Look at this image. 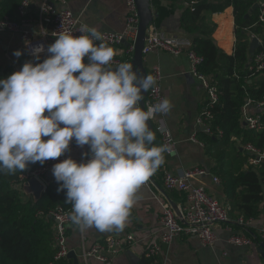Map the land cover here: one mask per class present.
Instances as JSON below:
<instances>
[{"label": "clouds", "instance_id": "9594fccd", "mask_svg": "<svg viewBox=\"0 0 264 264\" xmlns=\"http://www.w3.org/2000/svg\"><path fill=\"white\" fill-rule=\"evenodd\" d=\"M79 32H54L46 59L43 44L32 46L34 59L0 79V174L57 160L73 141L88 146V159L69 156L53 165L58 191L66 190L70 220L81 232H121L141 187L165 163V153L175 155L169 144L154 145L149 124L173 105L164 98L141 107L157 79L128 62L113 68L117 52L98 27L83 24ZM157 131L166 134V126Z\"/></svg>", "mask_w": 264, "mask_h": 264}, {"label": "trees", "instance_id": "16d2710c", "mask_svg": "<svg viewBox=\"0 0 264 264\" xmlns=\"http://www.w3.org/2000/svg\"><path fill=\"white\" fill-rule=\"evenodd\" d=\"M20 1L0 0V19L5 16L17 19ZM167 1L175 4L181 0ZM182 1L188 5L181 12L177 34L191 38L195 50L205 58L200 67L201 72L220 91V100L214 107V134L199 131L197 136L209 155L217 161L213 172L220 177L223 191L239 204L237 209L230 210L233 216L254 219L263 210L264 161L259 164L248 163L241 147L252 143L264 148V130L250 129L244 124L242 107L250 99V108L254 110L264 96V78L256 79L260 73L250 68L253 55L249 51L252 35L262 39V44L255 52L264 50V22H258L259 8L248 15L253 5L260 0ZM152 4L156 16L153 23L162 29L159 22L166 7L162 0H152ZM228 7H232L235 22L233 54L223 51L213 36L217 28L213 15ZM121 46L126 47L124 43ZM129 57L123 58L130 62ZM33 59L23 57L22 65ZM10 74L6 71L3 78ZM218 129L222 130V136L218 135ZM158 137L154 145H162ZM34 166L29 165L24 172L0 174V264H52L56 248L54 221L49 211L70 203L65 201L66 190L58 191L59 184L56 181L47 185L36 203L23 192L22 176ZM257 237L256 242L260 243L263 240L261 234H257ZM69 262L66 259L63 264ZM138 264H152V260L145 253Z\"/></svg>", "mask_w": 264, "mask_h": 264}, {"label": "crops", "instance_id": "0c3cea01", "mask_svg": "<svg viewBox=\"0 0 264 264\" xmlns=\"http://www.w3.org/2000/svg\"><path fill=\"white\" fill-rule=\"evenodd\" d=\"M41 2L42 0H32V17L37 16ZM162 3L166 7V11L159 22V26L168 34H177L181 12L184 6L187 5L182 0L175 4L167 0H163ZM67 6L76 16H79L84 24L96 26L101 32H122L125 28V19L128 12L125 0H69ZM213 20L217 23L213 36L218 46L226 53L233 54L236 37L232 7L213 15ZM33 26L38 27L36 24ZM45 29L51 32L52 26L46 24ZM56 38L49 36V45L54 43ZM259 39L262 44V39L260 37ZM111 47L121 57L133 56V54L128 53V46L117 45ZM17 49L23 50V54L19 58L13 55ZM48 55L47 52L41 53V61L46 59ZM23 57L34 58L26 53L20 34L0 30V78L4 77L6 71L9 74L22 67ZM131 57H129L130 60ZM144 60L148 72L156 63L161 66L163 74L162 88L166 98L173 105L172 110L166 115L165 119L177 141V153L168 156L160 169L150 177L153 183L151 190L145 186L141 187L138 192L139 199L132 208L128 225L123 231L101 233L95 229H88L81 232L77 226L69 228V244L78 253L82 236L85 238L87 246H90L107 235L126 236L127 234H133L135 240L128 249L132 250L141 259L146 253L147 246L153 240L158 239L161 232L162 205L154 195L164 198L172 204H180L184 200V195L181 192L168 191L164 187L162 176L166 170H172L176 173L180 168H206L208 173L199 176L195 182L203 183L208 191L213 193L229 211L239 207L237 201L223 191L220 177L213 172V169L217 166L216 159L209 155L204 144L192 139L198 131L195 121L206 101V90L202 82L191 73L190 60L187 54L174 55L165 50H154L145 55ZM259 78H264V72L256 75V79ZM251 110L255 112L262 109L255 106L254 110L252 108ZM158 139L160 138L158 137ZM87 151H89L88 146L81 148L74 141L70 145L69 152L72 156L84 157L83 153ZM214 176H217L220 182H215ZM42 180L46 185L56 181L52 169L43 175ZM230 216L232 217L231 221L215 226L218 240L214 246H203L199 239L192 235H178L172 243L162 246V260L165 264H264V249L262 251L259 249L264 240L254 246H235L227 241L229 235L227 227L231 226L236 232L244 230L242 225L236 222L237 218L233 216L231 211ZM263 224L264 204L261 214L252 219V224L246 226L244 231L255 236L260 235ZM91 263L104 264L95 260H92ZM111 264H131L126 250L119 253Z\"/></svg>", "mask_w": 264, "mask_h": 264}, {"label": "built area", "instance_id": "2783aa9c", "mask_svg": "<svg viewBox=\"0 0 264 264\" xmlns=\"http://www.w3.org/2000/svg\"><path fill=\"white\" fill-rule=\"evenodd\" d=\"M125 1L128 6V12L125 19L124 30L122 32H102L104 35L103 42L109 46H117L121 45L124 40H127L130 42L128 53L133 54L134 42L138 32L139 13L135 0ZM68 2L69 0H42L37 16L32 17V0H21L18 6V18L11 19L5 16L0 19V30H7L20 34L23 44L25 45L26 53L29 56H33L31 53L32 46L40 44L45 46V52H47V47L49 46L48 37H56L53 35L54 32L62 30L69 31L74 35L81 34L79 29L84 23L79 16H76L72 10L68 8ZM185 4L188 5L187 2ZM258 8V22H264V1L259 3ZM35 24L38 26L37 28L33 26ZM46 24L52 26L51 32L45 29ZM154 50H165L174 55H179L181 53L187 54L190 60L191 73L202 82L206 90V101L195 121L198 128L197 133L202 131L208 134H214L215 130L212 126L215 119L214 107L220 100V91L200 70L205 60L204 56L195 50L191 38L187 35L168 34L155 24H151L148 28L143 54L147 55ZM122 62H127V60L117 54L113 59L112 67L115 68L116 65ZM250 68L255 73L264 72V50L253 54ZM149 74L157 79V84L149 89L147 105H155L166 98L161 84L163 74L160 64H154L150 68ZM251 104V100L248 99L243 105L242 119L248 128L258 131L264 130V96L263 99L256 104L259 109H262L261 111L252 112L250 108ZM166 115H156L152 120L154 130L160 137L162 144H169L174 148L175 153H177V141H175L166 123ZM161 123L166 126V134L157 131ZM197 133L192 139L204 144L198 139ZM218 135H223L222 130L218 129ZM241 148L247 155L248 163L259 164L261 161H264V148H260L252 143H246L242 145ZM69 156L78 161L89 158L85 156L75 157L68 151L57 158V160H49L43 165L37 162L33 168L22 176L23 182L32 176L42 179L43 175L48 170L52 169L55 163ZM168 156H170V154L165 153V161ZM207 173L208 170L203 167H194L190 169L180 168L176 173L172 170L165 171L163 176L164 187L168 191L176 190L181 192L184 195V200L180 204H172L164 200V198L154 195V197L161 202L162 213L160 217V235L158 239L153 240L147 246L146 250V256L152 260V264H165L161 257L163 251L162 246L172 243L178 235H192L197 237L203 246H214L218 240L215 226L220 223L231 221L232 217L230 216L228 208H226L213 193L208 191L203 183L195 182L199 176ZM213 179L215 182H220L217 176H214ZM143 186L151 190L153 188L151 179ZM71 212V204L68 206L60 205L49 211V216L54 221V247L56 248L52 264H63V261L66 259L70 260V264H73V259L68 257L69 252L73 248L70 246L68 240L69 228L76 226L73 225L70 220ZM236 222L242 225L245 230L246 226L252 224V219H244L240 216L237 218ZM227 230L229 232L227 241L232 245L254 246L257 243L256 240L258 237L251 233L245 232L244 230L242 232H236L231 226L227 227ZM260 234L261 238L264 240V224L261 227ZM134 240L133 234H127L126 236L107 235L95 241L90 246H87L86 240L82 236L79 253L76 251L79 257V264H92V260L104 264H111L115 257L119 253L125 251Z\"/></svg>", "mask_w": 264, "mask_h": 264}, {"label": "water", "instance_id": "95a60500", "mask_svg": "<svg viewBox=\"0 0 264 264\" xmlns=\"http://www.w3.org/2000/svg\"><path fill=\"white\" fill-rule=\"evenodd\" d=\"M135 2L137 4L138 13H139V23H138L137 36L134 42V52L130 63L133 64L134 69L139 70L142 76H146L149 75V72L144 64L145 60H144L143 49L145 46V40L147 38L148 28L154 22L155 19V12L153 8L152 0H135ZM258 7H259V3H255L248 15H250L253 12V10ZM123 43L126 46L130 45V42L127 40H124ZM260 45H261V40L256 36L252 37L249 48L250 53L253 55ZM148 92L149 89L143 93L144 99L141 102V107L146 108L147 106ZM149 124L151 129L154 130L152 121H149ZM45 189H46L45 182H43L41 178H38L36 176L30 177L29 179H27L22 183L23 192L26 195L31 196L34 203L38 202L41 199ZM259 249L260 251L264 249V243L261 244V247ZM126 254L129 257L131 264H138L140 258L132 250L129 249L126 250ZM68 257L70 259H73V264H79L75 250H71L68 254Z\"/></svg>", "mask_w": 264, "mask_h": 264}, {"label": "rangeland", "instance_id": "374dc122", "mask_svg": "<svg viewBox=\"0 0 264 264\" xmlns=\"http://www.w3.org/2000/svg\"><path fill=\"white\" fill-rule=\"evenodd\" d=\"M153 24V23H152ZM145 56V55H144ZM132 58V57H131ZM131 61V60H130ZM128 63H130V62H128ZM152 121V120H151ZM152 123H153V121H152ZM153 127H154V124H153ZM176 141V140H175ZM46 187H47V185H46ZM129 248V247H128ZM72 250H75V248H72ZM75 252H76V250H75ZM76 254H77V252H76ZM77 257H78V254H77ZM78 261H79V257H78Z\"/></svg>", "mask_w": 264, "mask_h": 264}, {"label": "bare ground", "instance_id": "6f19581e", "mask_svg": "<svg viewBox=\"0 0 264 264\" xmlns=\"http://www.w3.org/2000/svg\"><path fill=\"white\" fill-rule=\"evenodd\" d=\"M255 35H253L252 37H254ZM252 37H251V39H252ZM256 37H258V36H256ZM259 38V37H258Z\"/></svg>", "mask_w": 264, "mask_h": 264}]
</instances>
